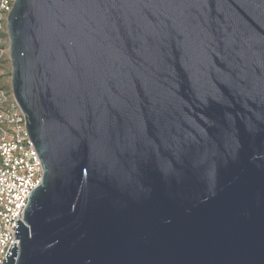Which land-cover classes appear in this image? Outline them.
I'll return each instance as SVG.
<instances>
[{"label":"water","instance_id":"obj_1","mask_svg":"<svg viewBox=\"0 0 264 264\" xmlns=\"http://www.w3.org/2000/svg\"><path fill=\"white\" fill-rule=\"evenodd\" d=\"M7 31L44 173L3 264H264V0H15Z\"/></svg>","mask_w":264,"mask_h":264},{"label":"built area","instance_id":"obj_2","mask_svg":"<svg viewBox=\"0 0 264 264\" xmlns=\"http://www.w3.org/2000/svg\"><path fill=\"white\" fill-rule=\"evenodd\" d=\"M15 0H0V49L9 57L7 18ZM0 51V60L3 51ZM0 73V264L15 238L17 221H22L31 192L42 184L43 166L30 140L25 116L11 91L5 89Z\"/></svg>","mask_w":264,"mask_h":264},{"label":"rangeland","instance_id":"obj_3","mask_svg":"<svg viewBox=\"0 0 264 264\" xmlns=\"http://www.w3.org/2000/svg\"><path fill=\"white\" fill-rule=\"evenodd\" d=\"M1 48H4L3 50L0 49V51L1 50L3 51V54L0 60V73L3 76L1 82L4 85L6 90L11 91V87H10L11 66H10V61L8 57V52L6 50L5 44H2Z\"/></svg>","mask_w":264,"mask_h":264}]
</instances>
